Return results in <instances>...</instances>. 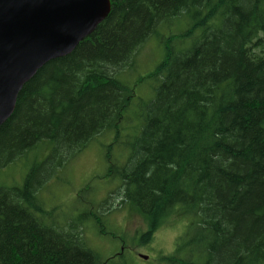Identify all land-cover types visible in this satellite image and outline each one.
<instances>
[{
	"label": "trees",
	"instance_id": "trees-1",
	"mask_svg": "<svg viewBox=\"0 0 264 264\" xmlns=\"http://www.w3.org/2000/svg\"><path fill=\"white\" fill-rule=\"evenodd\" d=\"M110 3L88 37L24 84L0 126V173L51 140L21 183L0 179V264H108L87 231L115 237L114 194L145 218L142 244L183 222L169 264H264V0ZM152 36L161 59L131 81ZM98 134L109 135L98 179L117 188L97 200L86 183L60 217L42 199L45 178Z\"/></svg>",
	"mask_w": 264,
	"mask_h": 264
},
{
	"label": "rangeland",
	"instance_id": "rangeland-1",
	"mask_svg": "<svg viewBox=\"0 0 264 264\" xmlns=\"http://www.w3.org/2000/svg\"><path fill=\"white\" fill-rule=\"evenodd\" d=\"M183 25L173 27L174 30ZM161 59V48L155 37H150L138 52L136 68L129 72L131 81L137 80L142 74L152 69ZM145 76V75H144ZM139 94L148 96L149 91L145 86H137ZM109 141L108 134H98L87 147L75 157L64 169L60 168L45 178L42 189V199L45 206H57L55 212L61 217L63 212L72 213L76 201L72 199L76 191L90 182L95 198L102 199L110 191L117 188L116 181L108 182L98 177L104 172V158L102 148ZM39 146L26 155L21 156L12 165L4 168L0 173V179L12 185L21 183L29 168L43 160L50 151L51 140L39 142ZM90 190L83 193V197L89 198ZM120 197L114 194L111 207H115L110 214L109 229L115 237L99 236L91 228L87 231V237L91 246L97 250L103 258L113 256L108 264H169L163 256L172 252L176 236L183 231V222L170 219L162 225L154 234L153 239L142 244L139 234L147 229L145 218L134 209L126 206H118ZM146 255L147 257H143Z\"/></svg>",
	"mask_w": 264,
	"mask_h": 264
},
{
	"label": "water",
	"instance_id": "water-1",
	"mask_svg": "<svg viewBox=\"0 0 264 264\" xmlns=\"http://www.w3.org/2000/svg\"><path fill=\"white\" fill-rule=\"evenodd\" d=\"M110 7V0H0V126L24 84L72 52Z\"/></svg>",
	"mask_w": 264,
	"mask_h": 264
}]
</instances>
